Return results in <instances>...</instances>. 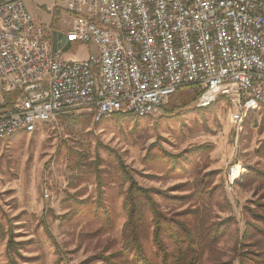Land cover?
<instances>
[{"label":"rangeland","instance_id":"374dc122","mask_svg":"<svg viewBox=\"0 0 264 264\" xmlns=\"http://www.w3.org/2000/svg\"><path fill=\"white\" fill-rule=\"evenodd\" d=\"M53 4L55 10L47 12ZM28 11L43 30L44 41L62 48L66 59L97 55L93 44L68 40L74 17L65 0H32ZM0 92L8 100L15 98L2 84ZM198 94L196 87L177 91L157 117L118 115L93 124L91 112L82 109L39 124L33 134L19 131L0 140V264H8L9 240L19 246L16 264H135L131 255L118 256L128 188L119 162L140 187L169 198L184 196L193 183L206 181L213 199L197 216L176 217L187 205L158 196L154 200L169 216L196 225L231 218L223 239L212 252L205 251L200 264H238L233 262V248L244 231L243 209L260 196H253L254 187L243 189L239 184L247 167L264 168L255 155L264 142V107L248 114L242 131L236 132L229 124L225 99L198 110ZM232 165L242 167V177L229 192L225 176ZM146 219L148 226V214ZM151 230L148 226L145 255L151 264H160ZM255 239L257 251L264 254V237Z\"/></svg>","mask_w":264,"mask_h":264},{"label":"built area","instance_id":"2783aa9c","mask_svg":"<svg viewBox=\"0 0 264 264\" xmlns=\"http://www.w3.org/2000/svg\"><path fill=\"white\" fill-rule=\"evenodd\" d=\"M25 2L0 0V84L15 94L0 92V140L82 109L93 124L157 117L189 87L198 110L224 98L236 132L264 105V0H65L68 40L97 50L83 60L48 45ZM241 177L229 167L226 189Z\"/></svg>","mask_w":264,"mask_h":264},{"label":"trees","instance_id":"16d2710c","mask_svg":"<svg viewBox=\"0 0 264 264\" xmlns=\"http://www.w3.org/2000/svg\"><path fill=\"white\" fill-rule=\"evenodd\" d=\"M255 155L264 161V142L255 150ZM118 165L123 182L128 183L123 202L127 220L122 229V250L118 252V256L131 255L135 264H151L146 258L143 245L148 238L147 227L151 226V241L160 264H200L205 251L212 252L214 246L223 239L232 219L227 218L218 222L205 220L199 221L196 225L191 221L174 217L197 216L200 212L207 211L208 204L213 199V192L208 189L207 182L196 181L186 195L169 198L167 193L140 187L125 166L121 162ZM239 187L243 189L254 187L253 196L257 197L258 194L260 196L243 209L244 231L233 248L235 254L233 262L264 264V254L257 251L258 240L255 239L259 234L264 237V230L261 228L262 225L264 227V204L260 203L264 198V168L247 167ZM154 196L166 200L174 199L173 202L178 205H187L186 209L171 217L161 210ZM147 214L150 216L148 226ZM0 233L2 234V230ZM18 250V244L12 240L7 242L5 254L8 264H16ZM116 255L114 254L113 259Z\"/></svg>","mask_w":264,"mask_h":264},{"label":"crops","instance_id":"0c3cea01","mask_svg":"<svg viewBox=\"0 0 264 264\" xmlns=\"http://www.w3.org/2000/svg\"><path fill=\"white\" fill-rule=\"evenodd\" d=\"M31 1L32 0H26V2H25V5H26V9H27V11H28V8H29V6H30V3H31ZM55 5L56 4H53V5H50L49 7H47V12H50V13H52L54 10H50L52 7H55ZM29 12V11H28ZM30 13V12H29ZM31 14V13H30ZM32 15V14H31ZM64 17H65V15H64Z\"/></svg>","mask_w":264,"mask_h":264}]
</instances>
